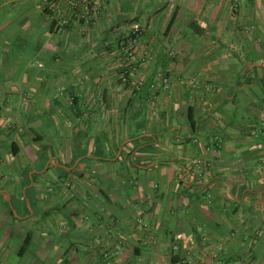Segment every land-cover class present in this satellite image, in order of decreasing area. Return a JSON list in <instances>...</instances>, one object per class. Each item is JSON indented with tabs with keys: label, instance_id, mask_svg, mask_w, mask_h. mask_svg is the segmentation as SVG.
I'll return each mask as SVG.
<instances>
[{
	"label": "crops",
	"instance_id": "crops-1",
	"mask_svg": "<svg viewBox=\"0 0 264 264\" xmlns=\"http://www.w3.org/2000/svg\"><path fill=\"white\" fill-rule=\"evenodd\" d=\"M90 2L0 0V264H264V0Z\"/></svg>",
	"mask_w": 264,
	"mask_h": 264
},
{
	"label": "built area",
	"instance_id": "built-area-1",
	"mask_svg": "<svg viewBox=\"0 0 264 264\" xmlns=\"http://www.w3.org/2000/svg\"><path fill=\"white\" fill-rule=\"evenodd\" d=\"M54 0H43L45 7H47L48 9H51V3ZM68 7L70 8V10H72L73 12H76V10L78 9L79 5H83V10L84 13L83 14H77L80 19H83L85 23H89L92 20L93 15H95L97 13V6L91 4L90 0H66ZM69 24V19H67L65 17V15H61L58 18V22H57V26H56V30L57 31H61L62 28H64L65 26H67ZM139 32L138 30H133L131 31L128 36H127V42H126V46H124V52L126 53V56L129 57V59H131L132 55H133V50H134V46L136 43V39L138 36ZM128 77H130L133 73L131 72H127ZM126 75L121 76V80L126 84H128L127 80H126ZM159 79L161 80V85H156L157 87L161 86L162 90H169V88L172 86V80L169 77H161L159 76ZM160 84V83H159ZM132 85L135 86L134 82L132 83ZM137 87V86H135ZM157 90V89H155Z\"/></svg>",
	"mask_w": 264,
	"mask_h": 264
},
{
	"label": "rangeland",
	"instance_id": "rangeland-1",
	"mask_svg": "<svg viewBox=\"0 0 264 264\" xmlns=\"http://www.w3.org/2000/svg\"><path fill=\"white\" fill-rule=\"evenodd\" d=\"M133 30H135V29H133ZM133 30H131V31H133ZM136 30H137V29H136ZM131 31H130V32H131ZM130 32H129V33H130ZM123 54L126 56V53H124V51L122 50V54H121V55H123ZM134 56H135V55H132L131 59H133ZM126 57L129 59L128 56H126ZM131 59H130V60H131ZM129 62H130V61H129ZM122 74H123V75H126L125 78H126V80H127V82H128V84H127V83H126V84L124 83L126 86H129V87H132V88H133V87H135V86L138 87V86L140 85V83H139L137 80H135V78H134L135 75H134V74L131 75L130 77H128V74H127L126 71H124ZM123 75H122V76H123ZM159 76H160V78H161V77H167V75H163V74H161V73H159ZM157 80L160 81L159 77H158ZM121 82H123V81H121ZM133 82H134L135 86L132 85ZM160 82H161V81H160ZM160 82H159V83H160ZM159 83H158V84H159ZM160 87H161V86H160ZM151 88H152V89L154 88V90H155V89H157V86L154 85L153 87L151 86ZM13 260H14V261H13ZM13 260L11 261V264H15V263L18 262L17 259H13Z\"/></svg>",
	"mask_w": 264,
	"mask_h": 264
},
{
	"label": "trees",
	"instance_id": "trees-1",
	"mask_svg": "<svg viewBox=\"0 0 264 264\" xmlns=\"http://www.w3.org/2000/svg\"><path fill=\"white\" fill-rule=\"evenodd\" d=\"M187 117H188V122L190 124L191 131H193L194 127H195V121L192 117V109L191 108L188 109V116Z\"/></svg>",
	"mask_w": 264,
	"mask_h": 264
}]
</instances>
